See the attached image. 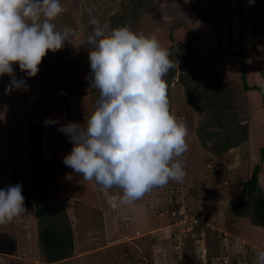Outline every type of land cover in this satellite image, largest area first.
I'll list each match as a JSON object with an SVG mask.
<instances>
[{"label": "rangeland", "instance_id": "1", "mask_svg": "<svg viewBox=\"0 0 264 264\" xmlns=\"http://www.w3.org/2000/svg\"><path fill=\"white\" fill-rule=\"evenodd\" d=\"M230 2L233 20L228 25L220 17L217 35L211 23L195 19L188 0H60L64 11L53 23L57 30L71 29L62 48L42 58L34 77L13 66L15 79L24 80L27 91L6 93L13 77L0 76V189L15 182L31 187L32 168L43 179L47 202L65 210L72 233L71 257L54 264H257L255 252L264 248V228L234 216L230 205L240 197L248 201L241 188L256 163L261 165L258 180L264 192V106L258 89H243L239 57L228 52L244 58L246 85L264 91V32L253 33L249 0ZM195 4L202 5L197 0ZM92 17L158 39L174 64L164 77L170 112L188 130L183 182L169 181L130 205L119 204L121 190L104 191L63 163L73 144L58 127L83 125L99 95L89 85L86 39L93 30ZM180 79L204 92L210 99L206 102L225 95L237 119L231 138L242 136L236 146L219 155L208 150L224 137L225 128L212 126L207 130L216 136L204 137L205 122L214 113L190 105ZM49 118L58 124L46 125ZM34 140L38 153L30 164ZM25 208L26 214L0 225V264L44 261L37 220ZM192 214L205 215L211 229L200 238L198 227L180 244L173 224ZM218 236L227 238V252Z\"/></svg>", "mask_w": 264, "mask_h": 264}, {"label": "clouds", "instance_id": "2", "mask_svg": "<svg viewBox=\"0 0 264 264\" xmlns=\"http://www.w3.org/2000/svg\"><path fill=\"white\" fill-rule=\"evenodd\" d=\"M63 11L60 0H0V76L13 77L6 93L27 91L26 82L15 79L14 65L34 77L42 58L68 40L71 29L57 30L53 23ZM90 24L89 85L99 95L83 125L58 127L73 144L63 163L104 191L121 190L119 204L130 205L186 176L182 157L188 130L170 112L164 80L174 64L154 35L101 24L95 17ZM26 213L20 184L0 189V225ZM255 258L264 264V248L256 250Z\"/></svg>", "mask_w": 264, "mask_h": 264}, {"label": "trees", "instance_id": "3", "mask_svg": "<svg viewBox=\"0 0 264 264\" xmlns=\"http://www.w3.org/2000/svg\"><path fill=\"white\" fill-rule=\"evenodd\" d=\"M193 8L195 19L203 20L207 23H211L219 35L221 26L219 25L220 17H224L226 24L230 25L233 20V14H231V0H197V3L202 4L197 6L195 0H188ZM250 8L252 9V30L254 34L264 32V0H252L250 2ZM214 17V19H213ZM229 56L239 57V71L240 79L244 90L258 89L261 94L262 104L264 106V91L256 86H247L245 82L246 78V64L241 54L238 52H228ZM182 85L186 87L187 102L194 106L199 107L202 113H206L210 108L212 109L210 121L203 127L204 137L207 140L213 139L216 135L214 132L207 130L212 126L220 127L224 129V137L217 141V145L214 144L209 151L219 155L222 151L233 148L241 141L242 136L239 138H231L235 132V128H232L233 123L236 125V112L233 110L232 104L226 100L224 94L217 96L214 102H209L210 99L202 91H195L187 83H184L180 79ZM215 83H213L214 85ZM222 84V83H221ZM215 85L216 89L221 87ZM212 87V86H211ZM211 89V88H210ZM208 91V90H207ZM206 91V92H207ZM207 98L209 99L208 102ZM227 102V103H225ZM67 107V105L65 104ZM232 114H230V110ZM245 128V127H244ZM242 128V129H244ZM14 139V136H13ZM13 142V140H12ZM34 142V143H33ZM33 145L29 150L30 164L36 161V155L38 153V141H32ZM204 144L205 142L202 141ZM237 143V144H235ZM205 145V144H204ZM13 147H11V153H13ZM261 153L264 154V148H261ZM261 170V165L256 163L249 174L248 179L243 182L241 188V194L246 193L247 200H243L241 197L230 205V211L234 216L246 217L250 220V223L254 226L264 228V192L259 186L258 175ZM32 185L21 186L22 195L24 197V204L35 215L37 220L38 240L41 244V251L44 255V261L40 264H54L56 262L65 260L71 257L73 250L72 233L67 218V214L62 207L50 205L46 200V192L43 179L38 175L33 168L30 170ZM15 182L13 184L16 185ZM197 216L196 214H192ZM219 237V236H218ZM220 240L223 237H219Z\"/></svg>", "mask_w": 264, "mask_h": 264}, {"label": "built area", "instance_id": "4", "mask_svg": "<svg viewBox=\"0 0 264 264\" xmlns=\"http://www.w3.org/2000/svg\"><path fill=\"white\" fill-rule=\"evenodd\" d=\"M175 227V233L178 237V241L181 244L183 240L188 238L189 236L193 237L194 231L196 228H200L199 237L204 238V230L210 228V226L206 223L205 215L201 216H193V215H183L181 218H178L177 221L173 224ZM211 229V228H210ZM198 239L196 242L201 250L200 256H203L205 252V246L202 239ZM221 243L224 245L225 252L228 251L227 248V238L223 237ZM203 251V252H202Z\"/></svg>", "mask_w": 264, "mask_h": 264}]
</instances>
